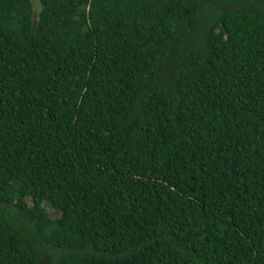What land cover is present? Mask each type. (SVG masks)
<instances>
[{
  "label": "trees",
  "instance_id": "1",
  "mask_svg": "<svg viewBox=\"0 0 264 264\" xmlns=\"http://www.w3.org/2000/svg\"><path fill=\"white\" fill-rule=\"evenodd\" d=\"M39 3L0 0V264H264V0Z\"/></svg>",
  "mask_w": 264,
  "mask_h": 264
},
{
  "label": "rangeland",
  "instance_id": "2",
  "mask_svg": "<svg viewBox=\"0 0 264 264\" xmlns=\"http://www.w3.org/2000/svg\"><path fill=\"white\" fill-rule=\"evenodd\" d=\"M32 4H33V8L35 12H38L40 9V3L39 0H31ZM28 202L31 204V200L30 198H27ZM44 207L45 210L47 212V214L51 217V218H55L59 215V212L55 209H53L48 203H44Z\"/></svg>",
  "mask_w": 264,
  "mask_h": 264
}]
</instances>
